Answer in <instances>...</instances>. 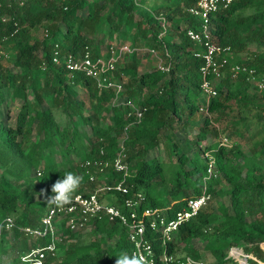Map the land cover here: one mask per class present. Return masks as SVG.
I'll use <instances>...</instances> for the list:
<instances>
[{
  "label": "trees",
  "instance_id": "trees-1",
  "mask_svg": "<svg viewBox=\"0 0 264 264\" xmlns=\"http://www.w3.org/2000/svg\"><path fill=\"white\" fill-rule=\"evenodd\" d=\"M194 1L154 0L149 7L144 0H26L20 6L3 5L18 28L2 44L7 45V63L0 64V222L10 217L13 223L0 230V258L11 254L0 264H25L19 257L48 241L23 235L20 228L38 226L51 185L70 171L83 177L77 191L82 184L90 190L93 184L79 164L88 158L110 159L120 143L129 173L128 196L135 192L142 196L135 218L127 217V224L144 223L155 253L162 248L159 226L149 229L143 208H155L167 220L204 185L211 200L226 197L228 205L209 200L200 207L178 225L167 253L175 255L174 249L181 245L182 255L200 260L191 243L197 239L205 241L206 264H236L227 256L231 246L249 252L253 258L249 264L264 263V89L257 90L244 75L231 78L225 68L213 83L216 95L202 104L201 62L193 56L197 45L185 35V28L196 22L185 11ZM158 14L164 18V28ZM37 25L45 33L33 38L31 29ZM211 34L215 42L229 46L231 61L264 75V0H233L211 17ZM113 37L132 47L160 51L169 67L166 72L154 65L141 71L136 51L124 55L107 74L112 81H122L111 103L112 89L99 90L91 78L67 71L62 62L54 63L52 55L56 52L61 60L88 50L96 56L100 44ZM249 42L255 49L238 57ZM126 100L142 110L137 123L127 125ZM201 104L207 114H201L202 127L194 140H178L175 129L185 128ZM54 109L63 113L64 123H57ZM229 112L233 116L221 127L230 140L228 146L219 138L208 141L207 127ZM209 131L219 134L214 127ZM246 142L243 150L241 144ZM159 145L168 162L152 155ZM120 200L117 196L114 204L127 212ZM66 222L61 217L53 223L54 254L42 264H115L116 255H129L132 245L126 224L104 217L89 221L84 228L91 238L82 241L85 234L79 231L85 229H69Z\"/></svg>",
  "mask_w": 264,
  "mask_h": 264
},
{
  "label": "built area",
  "instance_id": "built-area-1",
  "mask_svg": "<svg viewBox=\"0 0 264 264\" xmlns=\"http://www.w3.org/2000/svg\"><path fill=\"white\" fill-rule=\"evenodd\" d=\"M26 0H0V61L6 60L7 54L2 52V44L17 31V25L11 21L8 13L2 10L3 5L9 7L12 4L22 5ZM63 2L64 0H53ZM233 0H195L193 4L185 8L188 15L195 19V24L185 28L187 38L197 45V50L193 51V56L200 59L199 73V91L203 96L202 104H206L211 97L216 95L213 85L214 81L222 76L226 68L231 78L244 75L245 79L255 85L257 90L264 89V75L257 74L255 70L243 64L231 61V51L228 45H222L212 39L211 17L218 11L227 8ZM158 20L164 28V18L161 14L157 15ZM10 24L9 29L7 26ZM45 31L43 30V34ZM141 48V47H140ZM139 48V49H140ZM145 51L150 55H155V50L145 47ZM136 47L128 43L110 42L104 50L98 55L92 56L88 50L76 55L66 54L60 60L56 52H53L52 61L54 63L62 62L63 67L69 72H79L93 80L95 86L100 89L110 88L114 92L110 99L112 103L118 96L122 81H112L107 77L115 64L120 63L123 56L135 51ZM154 66L162 71L168 70V63L164 64L159 57ZM124 104L128 108L127 116H130L127 125L137 123L141 116V108L135 105L131 100H126ZM199 105L197 112L206 115L203 105ZM220 143L226 146V137H221ZM99 153H102L100 151ZM124 149L119 144L116 152L110 159L88 158L83 160L79 167L83 169L88 182L93 184L91 189L85 191L83 188L77 191L72 202L63 208H58L48 204L43 216L39 220L38 226H23L20 231L23 235L44 238L48 240L41 246L30 248L28 252L22 254L19 258L25 264H42L47 255H53L55 249V228L53 223L61 217H66V225L69 229L82 230L84 226L92 220L102 217L108 220H117L128 227L127 239L132 248L129 256L142 255L147 259V264H206L201 260L193 259L187 255L176 256L166 251L168 243L172 241L173 234L180 223L195 215L200 207L207 204L210 199L209 193L203 190L196 197L189 198L186 204L180 210H177L172 218L165 219L164 214L151 207L143 208V215L146 217L148 227L151 231L156 229L158 224V238L160 252L157 254L153 250L151 243L145 236V225L142 221H132L127 224V217L135 218L134 209L141 199V194L135 192L128 196V187L125 184L129 176L127 164L124 160ZM211 161L208 163L207 172L210 174ZM38 174V173H37ZM114 175V176H113ZM113 176V177H112ZM52 195L51 188L49 196ZM117 196L121 197L120 205L127 210L122 212L114 204ZM13 226L10 217H5L0 222L1 229H10ZM264 243V242H263ZM262 244V243H261ZM236 256L234 246L228 248ZM233 255H231L233 257ZM238 255V254H237ZM228 256V254H227ZM230 257V256H229Z\"/></svg>",
  "mask_w": 264,
  "mask_h": 264
},
{
  "label": "rangeland",
  "instance_id": "rangeland-1",
  "mask_svg": "<svg viewBox=\"0 0 264 264\" xmlns=\"http://www.w3.org/2000/svg\"><path fill=\"white\" fill-rule=\"evenodd\" d=\"M153 2H154V0H144V4L143 5L146 6V7H149V6H151L153 4ZM42 34H43V28H42V26L37 25L36 27H34V28L31 29V35H32L33 38H40L42 36ZM114 41L115 42H121L116 37H113L110 40H105V41L102 42V44H100L101 50H104L106 48V46L110 42H114ZM126 42H128V41H126ZM6 47H7V45L2 48V52L5 53ZM136 48H138V49L135 50L136 51V54L139 57H141V59H140L141 62L139 64V66H138V69L141 70V71L144 69V67L153 66L155 64V62L157 61V58H159V57L161 58L160 51H155V55L157 57H155L154 55H151V57H150L149 56L150 54L145 51V48H144L143 45H139ZM254 49H255V45H254L253 42L246 43V47L244 48V50L238 52L239 53L238 57L241 58L242 56H244L247 53V51L254 50ZM6 63H7V58H6V60L0 61V64H6ZM8 105L10 106L11 103L9 102ZM233 114L234 113H230L229 112L228 115L221 117V119L216 120V121H214V120L212 121V124L207 127L208 130H206L207 131L206 138L208 139V141L209 140L210 141L211 140H218V138L221 139V137H224V135H223L224 131H223V129L221 130V127L222 126L224 127L225 124H227V122L229 121V117L230 116H233ZM53 115H54V118L57 121V123L62 124V123L65 122V119L66 118H65V116L63 115V113L60 110L54 109L53 110ZM202 119H203L202 115L195 112L190 117V121L185 126V128H183V127L181 128L180 126H178L175 129V133H174L175 137L178 140H180V141H182V140L193 141L196 131L198 130V128L202 127ZM212 127H214L215 130L217 132H219V134L213 135L212 133H210L209 129L212 128ZM82 128H84L87 131V128L86 127H82ZM227 140L228 141L226 143V146H228V144H229L228 142H230V140L228 138H227ZM204 143H205V140L200 141V144L201 145H203ZM241 145H242V149L243 150H247V147H248L249 143L246 142V143H242ZM181 149H183V148H181ZM187 152L188 153H191V151H187ZM152 155L155 158H157L159 161L168 162L167 152L165 151V149L161 145H159V146H157L156 148L153 149ZM171 160H174V157H172ZM84 187H87V185L84 186V184H82V188L83 189H84ZM209 200H211V197H210ZM212 200H214L213 201V205H214V202L215 203H217V202H223L225 205H228V201H227V198L226 197L212 198ZM249 219L250 218L247 217V220H249ZM79 232H80L79 235L85 234L84 236H81V238H80L82 241H86L88 238L89 239L91 238V236H90L91 235L90 234V230L88 228H86L85 230L79 231ZM191 243L198 250V252L200 254V260H202L204 263H206V253H205L206 245H205V241H200V240H197V239H192ZM260 246L263 248V244H260ZM234 249L236 250V252H238V255L236 254L235 258H234V255L232 253H230V254L233 255V257L231 255H229V251H228L227 254H228V256H230V257L233 258V260L235 261L236 264H249L248 260L250 258L253 259L251 257L252 255L249 252L246 253L241 247H235L234 246ZM174 252H175V255L176 256L177 255H182L184 253L182 251L181 245H179L178 247H176L174 249ZM10 255L11 254L8 253L5 256L1 257L0 259L2 260V262H5L8 259H10ZM261 264H264V263H261Z\"/></svg>",
  "mask_w": 264,
  "mask_h": 264
},
{
  "label": "clouds",
  "instance_id": "clouds-1",
  "mask_svg": "<svg viewBox=\"0 0 264 264\" xmlns=\"http://www.w3.org/2000/svg\"><path fill=\"white\" fill-rule=\"evenodd\" d=\"M82 181V176L70 171L66 172L62 179H57L51 185L52 195L46 197L47 203L58 208L70 204ZM115 264H147V259L142 255L129 256L122 252L116 255Z\"/></svg>",
  "mask_w": 264,
  "mask_h": 264
},
{
  "label": "bare ground",
  "instance_id": "bare-ground-1",
  "mask_svg": "<svg viewBox=\"0 0 264 264\" xmlns=\"http://www.w3.org/2000/svg\"><path fill=\"white\" fill-rule=\"evenodd\" d=\"M236 254H238V252H236Z\"/></svg>",
  "mask_w": 264,
  "mask_h": 264
}]
</instances>
